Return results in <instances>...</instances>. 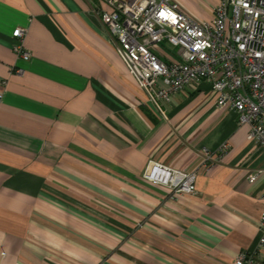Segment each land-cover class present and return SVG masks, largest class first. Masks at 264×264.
Returning <instances> with one entry per match:
<instances>
[{
    "label": "crops",
    "instance_id": "0c3cea01",
    "mask_svg": "<svg viewBox=\"0 0 264 264\" xmlns=\"http://www.w3.org/2000/svg\"><path fill=\"white\" fill-rule=\"evenodd\" d=\"M176 1L210 20L220 0ZM112 9L0 0V264H234L257 246L264 176L250 174L264 153L208 81L173 93L164 116L102 21ZM152 159L195 170L196 191L145 180Z\"/></svg>",
    "mask_w": 264,
    "mask_h": 264
},
{
    "label": "built area",
    "instance_id": "2783aa9c",
    "mask_svg": "<svg viewBox=\"0 0 264 264\" xmlns=\"http://www.w3.org/2000/svg\"><path fill=\"white\" fill-rule=\"evenodd\" d=\"M111 11H99L117 50L148 99L162 112V103L189 85L208 81L217 104L234 109L240 122L250 124L248 139L264 153V0H220L210 20L185 12L176 0H108ZM163 13V15H161ZM15 51L29 58L26 28H15ZM163 42L174 51L161 56ZM22 69L20 68V71ZM3 94L0 93V102ZM230 143L219 147L225 152ZM205 155L211 157L206 148ZM197 172L150 160L143 178L170 188V196L196 191ZM264 176V165L250 180ZM264 199V194H263ZM264 258V209L259 218L257 246L238 253L234 264Z\"/></svg>",
    "mask_w": 264,
    "mask_h": 264
},
{
    "label": "rangeland",
    "instance_id": "374dc122",
    "mask_svg": "<svg viewBox=\"0 0 264 264\" xmlns=\"http://www.w3.org/2000/svg\"><path fill=\"white\" fill-rule=\"evenodd\" d=\"M162 44L167 45L166 42H163ZM161 46H162V45H161ZM173 51H174V50H173ZM173 51H172V52H173Z\"/></svg>",
    "mask_w": 264,
    "mask_h": 264
},
{
    "label": "snow or ice",
    "instance_id": "6c2138e0",
    "mask_svg": "<svg viewBox=\"0 0 264 264\" xmlns=\"http://www.w3.org/2000/svg\"><path fill=\"white\" fill-rule=\"evenodd\" d=\"M161 15H163V13H161Z\"/></svg>",
    "mask_w": 264,
    "mask_h": 264
}]
</instances>
